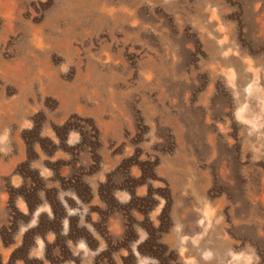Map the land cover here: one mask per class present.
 Segmentation results:
<instances>
[{"label": "rangeland", "instance_id": "1", "mask_svg": "<svg viewBox=\"0 0 264 264\" xmlns=\"http://www.w3.org/2000/svg\"><path fill=\"white\" fill-rule=\"evenodd\" d=\"M0 264H264V0H0Z\"/></svg>", "mask_w": 264, "mask_h": 264}]
</instances>
